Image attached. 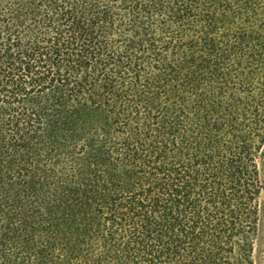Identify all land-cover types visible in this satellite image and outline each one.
Masks as SVG:
<instances>
[{
    "label": "trees",
    "instance_id": "16d2710c",
    "mask_svg": "<svg viewBox=\"0 0 264 264\" xmlns=\"http://www.w3.org/2000/svg\"><path fill=\"white\" fill-rule=\"evenodd\" d=\"M264 0H0V264H255Z\"/></svg>",
    "mask_w": 264,
    "mask_h": 264
},
{
    "label": "rangeland",
    "instance_id": "374dc122",
    "mask_svg": "<svg viewBox=\"0 0 264 264\" xmlns=\"http://www.w3.org/2000/svg\"><path fill=\"white\" fill-rule=\"evenodd\" d=\"M260 225L255 250V264H264V190L260 197Z\"/></svg>",
    "mask_w": 264,
    "mask_h": 264
}]
</instances>
